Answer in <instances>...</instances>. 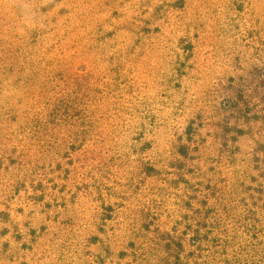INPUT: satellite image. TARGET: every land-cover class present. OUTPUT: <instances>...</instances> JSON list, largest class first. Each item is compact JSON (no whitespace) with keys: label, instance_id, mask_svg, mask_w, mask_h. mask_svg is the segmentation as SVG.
<instances>
[{"label":"rangeland","instance_id":"374dc122","mask_svg":"<svg viewBox=\"0 0 264 264\" xmlns=\"http://www.w3.org/2000/svg\"><path fill=\"white\" fill-rule=\"evenodd\" d=\"M163 1L54 9L79 36L111 32L97 72L128 82L98 118L134 116L144 131L132 147L108 126L70 151L58 130L28 136L24 57H0V264H264V0H185L156 14ZM8 27L23 45L24 17Z\"/></svg>","mask_w":264,"mask_h":264},{"label":"trees","instance_id":"16d2710c","mask_svg":"<svg viewBox=\"0 0 264 264\" xmlns=\"http://www.w3.org/2000/svg\"><path fill=\"white\" fill-rule=\"evenodd\" d=\"M4 1L0 0V5ZM61 2L62 0H18L10 7L8 18L0 11V57L6 58L9 52L24 57L22 65L18 67L24 70V75L18 76V80L24 79L26 96L24 131H27L28 136L34 137L39 132L48 133L50 128L58 130L68 135V140L62 142L65 150L70 151L76 143L81 147L86 142L93 145L95 137L101 136L104 127L108 126L112 130L123 131L121 135H124V145L132 147V139L137 140L136 143L140 142L144 131V125H138L134 116L127 123H121L114 117L107 121L99 119L102 118L100 113L105 98L126 95L122 93L120 86L128 82L122 80L121 75L117 73L115 78L108 79L106 72L112 71L97 72L108 48L111 32L108 33V29L99 24L90 28V31L84 30L82 36H79L81 32L76 33L75 29H71L67 24L69 17H64L69 13L68 10L64 7L58 8V11L54 10ZM185 4V0L163 1L157 5L155 12L159 14L168 9L182 10ZM53 11L55 13L48 19V14ZM12 16L16 21L24 17L25 33L21 36L23 45L17 47L14 44L15 33L8 27L11 23H16L9 21L10 17L13 19ZM41 16L44 17L43 20ZM58 17L64 18L59 20ZM4 20L7 21V26ZM151 25L146 22L144 28H140L138 32H150ZM152 30L154 32L158 28ZM59 32L63 34L60 35ZM80 40L81 43L85 40V44L81 45ZM18 64L12 62L15 68ZM96 74H99V77ZM134 81L129 80L130 89ZM3 83L4 80L0 79V93L4 90ZM96 83H99L98 87ZM38 89L44 91L45 98L42 97L41 91L38 93ZM3 106L0 105V110ZM6 111L12 112L13 108L7 106ZM147 145L149 142H144L142 147ZM101 151L93 152L92 158H95V153ZM92 158L87 154L82 160L90 163ZM144 169L153 171L151 166H145ZM145 173L149 174L148 171ZM0 215L5 217L4 221L8 219L3 212H0Z\"/></svg>","mask_w":264,"mask_h":264}]
</instances>
